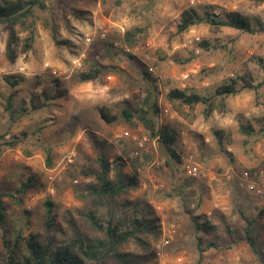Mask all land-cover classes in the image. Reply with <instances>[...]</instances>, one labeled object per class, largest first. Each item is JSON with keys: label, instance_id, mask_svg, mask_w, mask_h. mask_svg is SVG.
<instances>
[{"label": "rangeland", "instance_id": "rangeland-1", "mask_svg": "<svg viewBox=\"0 0 264 264\" xmlns=\"http://www.w3.org/2000/svg\"><path fill=\"white\" fill-rule=\"evenodd\" d=\"M44 3L46 10L35 11L32 49L14 62L5 56L7 34L0 25V192L12 191L30 176L37 181L36 190L26 196L22 208L4 200L10 219H18L24 209L30 214L29 231L42 233L44 202L49 199L55 215L52 232L57 237L70 223L80 225L81 213L96 205L97 198L87 193V185L94 183L95 159L104 153L111 163L121 157L122 173L135 176L137 184L120 193L109 207L96 205L95 212L104 215L109 208L126 219L131 211L129 201L151 206L157 229L142 235L151 250L144 264L174 263L178 259L183 264H264V199L240 187L238 181V175L248 171L264 188V135L256 133L247 138L239 131L240 124L255 130L264 128V88L257 94L243 91L225 99L214 98L209 109L202 104L182 107L164 96L159 111L164 109L168 114L159 112L156 123L176 133L173 147L177 159H170L158 139L150 138L140 124L129 125L122 118L107 124L99 116L101 107L135 113L148 85L141 69L147 71L149 66L154 71L149 73L151 82L159 94L164 89H179L210 96L241 67L255 83L264 79V31L248 34L202 23L172 38L166 46L162 42L163 33L172 30L175 19L189 8L202 13L211 7L216 15L237 12L252 28H264V1ZM68 5L84 15H70ZM46 23L57 28L58 44L53 43ZM131 28L143 30L133 48L123 40L125 31ZM101 32L106 33L102 40L98 38ZM86 35L93 37L89 44H84ZM110 42H116L114 46L120 50L112 51ZM203 42L208 48L201 47ZM78 58L81 69L75 68ZM93 65L101 74L93 81L81 82L80 73ZM9 75L23 81L11 88L3 80ZM109 76L110 80L106 78ZM54 90L58 98H65L51 103ZM12 93L7 109L6 99ZM89 102L94 108L84 115L82 108H88L85 104ZM143 136L148 139L149 152L132 158L136 150L133 137ZM47 152L51 155L50 167L45 163ZM72 153V162L67 163ZM190 158L197 168L195 177L189 176L183 166V161ZM213 198L217 200L214 206ZM205 204L210 209L208 215L201 210ZM177 208L180 212L174 213ZM195 213L212 223L210 233L194 231L190 215ZM247 229L257 253L248 246ZM1 234L0 229V255ZM166 236H171L170 244L159 258L154 248ZM126 249L145 254L134 244Z\"/></svg>", "mask_w": 264, "mask_h": 264}, {"label": "trees", "instance_id": "trees-1", "mask_svg": "<svg viewBox=\"0 0 264 264\" xmlns=\"http://www.w3.org/2000/svg\"><path fill=\"white\" fill-rule=\"evenodd\" d=\"M256 1L262 2L264 0ZM36 9H47L44 0H0V25L7 34L5 56L10 62H14L20 54L28 53L33 47ZM68 13L72 16L84 15L83 11L70 5H68ZM202 23H208L212 27H229L248 34L264 31L262 26L252 28L250 23L237 12L216 15L212 12L211 7L204 8L202 13H197L194 9L189 8L182 11L175 19L172 30L163 33V45L166 46V43L172 38ZM46 25L50 30L53 43L58 44L57 28L49 23ZM142 32L141 28H131L125 31L123 36L125 44L130 48L135 47ZM22 33H26V36ZM109 45L112 51L120 50L112 42ZM200 45L202 48L209 46L206 42ZM100 74L101 70L93 65L92 68L90 67L80 73L79 80L81 82L93 81ZM141 76L148 85L145 88L143 98L140 100V108L135 113H132L131 109L115 110L101 107L99 116L107 124H113L120 118L129 125L140 124L150 138L158 139L170 159H177L173 147L176 141V133L166 126L158 127L156 123L160 112L157 87L151 82L153 78L144 68L141 69ZM3 80L11 88L19 86L23 81L21 77L13 75L3 76ZM262 88H264V79L255 83L248 71L241 67L236 70L233 77L217 87L210 96L171 89L167 98L182 107L193 108L202 104L206 109H209L211 100L214 98L225 99L243 91H253L257 94ZM13 96L12 93L6 99L7 109L11 107ZM239 131L247 138L256 133H262L261 136L264 135L263 127L255 130L250 125L240 124ZM45 163L46 167L51 166L49 152L46 153ZM95 163L97 169L92 175L94 183L87 185V193L97 198V207H109L111 201L120 193H126L136 187L135 176H125L122 173L123 159L121 157H116L111 163L106 154L100 153L95 159ZM131 163L134 168L133 160ZM36 188L37 181L33 176H30L20 181L12 191L0 192L1 264H144V261L149 257L151 250L142 235L157 229V220L151 206L141 201H129L131 203L127 206L131 211L128 212L126 219H122L109 208L104 215H99L95 212L97 208L95 205L81 213L83 222L80 225L76 226L70 223L66 229L60 232L61 236L57 237L52 232L55 225V215L53 213L54 205L49 199L44 202L45 214L43 215L42 233L29 231L27 227L30 226V214L24 209L21 212L22 216L19 215L18 219L12 221L9 217L8 205L4 200L8 199L12 204L22 208L26 196ZM261 214L262 211L259 212V217ZM190 218L195 232L208 234L214 229L212 223L205 216L191 214ZM23 219L24 221H22ZM20 220L23 224L18 223ZM25 229L28 230L27 234L24 233ZM246 241L252 252L257 253L255 241L249 237L248 229ZM131 244L136 245L145 254L139 255L137 252L127 250L126 248Z\"/></svg>", "mask_w": 264, "mask_h": 264}, {"label": "built area", "instance_id": "built-area-1", "mask_svg": "<svg viewBox=\"0 0 264 264\" xmlns=\"http://www.w3.org/2000/svg\"><path fill=\"white\" fill-rule=\"evenodd\" d=\"M106 37V33L105 32H101L98 34V38L99 39H104ZM93 41V37H90L89 35H86L84 37V44H89ZM117 43L114 42V45H116ZM126 52H128V49H125ZM83 56V55H82ZM75 68L81 69V62H80V58H78L77 60H75ZM147 72L148 73H153V68L152 67H147ZM52 73L55 76H59L60 73L56 72V71H52ZM61 76V75H60ZM168 94V90L164 89L163 91H160L159 97H158V104L161 105V100L163 99L164 96H166ZM161 112L164 115L168 114L167 110L162 109ZM160 112V115H161ZM161 120V119H160ZM125 136H129L128 132H124ZM133 140L136 143V150L133 151L131 153V157L134 158L136 156H138L139 153H148L149 152V147L147 145L148 143V139L146 136L143 137H133ZM75 154L72 153L70 154V157L67 158V163H71L72 162V157ZM183 166L185 169V172L191 176V177H195L197 176V168L195 166V163L190 159H187L186 161H183ZM238 181H239V186L240 187H244L246 188L248 191L253 192L256 196L261 197L264 199V188L262 186H260L252 177L251 173L248 171H242L240 173V175H238ZM77 183V181H75ZM263 211H264V205H263ZM170 239L171 236H166L164 237L154 248V254L155 256L161 258L163 256V251L165 249V247H167L170 244ZM163 264H183V262L178 259L176 262L174 263H166L164 262Z\"/></svg>", "mask_w": 264, "mask_h": 264}, {"label": "crops", "instance_id": "crops-1", "mask_svg": "<svg viewBox=\"0 0 264 264\" xmlns=\"http://www.w3.org/2000/svg\"><path fill=\"white\" fill-rule=\"evenodd\" d=\"M108 80H110L111 79V77L109 76V77H106ZM55 91V92H54ZM53 92V94H52V99H51V103H58L59 101H61V99H64L65 97L64 96H59V98H58V96H57V94H55L56 93V90H54ZM68 101V99L66 98V100L64 101V104H66L65 102H67ZM59 104H61V105H63V103H59ZM85 105H87L88 106V108L87 107H84V109L82 108V110H85L84 111V115H86V112H87V110H92L93 108H94V105H93V102H89V103H87V104H85ZM65 106H67V104L65 105ZM214 199V198H213ZM217 200L216 199H214V200H212V202H211V204H213L212 206H214V205H216V202ZM179 209V210H178ZM180 209L181 208H177V209H173V212L174 213H177V212H180ZM201 210L203 211V212H205L207 215L209 214V211H210V209L209 208H207V204H205L202 208H201ZM207 211V212H206ZM195 215H197V213H195ZM192 224V223H191Z\"/></svg>", "mask_w": 264, "mask_h": 264}]
</instances>
